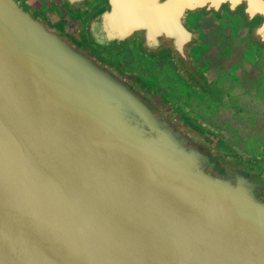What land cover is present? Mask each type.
<instances>
[{
    "label": "water",
    "instance_id": "water-1",
    "mask_svg": "<svg viewBox=\"0 0 264 264\" xmlns=\"http://www.w3.org/2000/svg\"><path fill=\"white\" fill-rule=\"evenodd\" d=\"M102 2L96 38L172 57L202 88L190 14L238 16L264 47V0ZM0 264H264V170L22 0H0Z\"/></svg>",
    "mask_w": 264,
    "mask_h": 264
},
{
    "label": "crops",
    "instance_id": "crops-1",
    "mask_svg": "<svg viewBox=\"0 0 264 264\" xmlns=\"http://www.w3.org/2000/svg\"><path fill=\"white\" fill-rule=\"evenodd\" d=\"M187 17L186 23L199 31L200 44L191 50V55L205 88L182 76L172 57L156 61L144 57L152 64L172 61L175 80L171 84L159 91L149 82L142 83L193 127L218 138L230 155L259 166L260 159L264 162V47L247 42L248 28L238 16L224 14L221 21L198 16L203 26L193 24ZM49 24L60 26L75 41L66 21L58 18L55 24Z\"/></svg>",
    "mask_w": 264,
    "mask_h": 264
},
{
    "label": "rangeland",
    "instance_id": "rangeland-1",
    "mask_svg": "<svg viewBox=\"0 0 264 264\" xmlns=\"http://www.w3.org/2000/svg\"><path fill=\"white\" fill-rule=\"evenodd\" d=\"M94 1V0H93ZM92 1V2H93ZM23 3L27 4L33 11L43 14L46 9V5L41 3L39 0H22ZM90 4V3H89ZM87 6V5H86ZM86 6H83L80 9H77L73 12H66L63 14H57L55 11L56 7H49L52 14L61 18L62 21H66L69 30L77 31V15H72V13L80 11L84 9ZM48 8V7H47ZM198 14H190L187 17V20L192 22L193 24H200L203 26V22L198 20ZM214 25V24H213ZM67 28V30H68ZM207 29V28H206ZM134 45H130L127 48H122L120 46V51L112 54L111 57L105 59L115 65L118 69L124 72H129L135 76H137L141 82L143 83H150L159 91H161L162 87L168 85V83H172L175 78L172 77L174 71V64L172 61L160 62L158 64H152L149 60L142 57L137 52V47ZM102 57V56H101ZM198 62H200V57L197 56ZM202 65L203 63H199ZM258 160V159H255ZM262 160V159H260Z\"/></svg>",
    "mask_w": 264,
    "mask_h": 264
},
{
    "label": "flooded vegetation",
    "instance_id": "flooded-vegetation-1",
    "mask_svg": "<svg viewBox=\"0 0 264 264\" xmlns=\"http://www.w3.org/2000/svg\"><path fill=\"white\" fill-rule=\"evenodd\" d=\"M103 6L102 0H94L88 4L84 9L72 13L71 16L77 15L75 18L77 20L78 26L77 31L71 30V35L75 41L84 46L85 48L97 53L103 58L107 59L112 56V54L120 51V46L115 45L114 43H103V41L96 38V26H93L90 23L91 17ZM43 15L51 24H55L56 20L60 17L55 18V15L52 14L50 8L44 9ZM57 14L66 13L67 10L64 6H58L55 8ZM56 19V20H55ZM70 28V27H69ZM68 28V30H69ZM92 28V29H91ZM102 51V52H100ZM259 167L264 170V162L261 160Z\"/></svg>",
    "mask_w": 264,
    "mask_h": 264
}]
</instances>
